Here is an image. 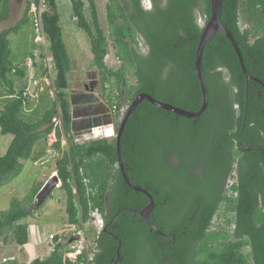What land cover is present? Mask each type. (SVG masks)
Returning <instances> with one entry per match:
<instances>
[{"label":"trees","instance_id":"16d2710c","mask_svg":"<svg viewBox=\"0 0 264 264\" xmlns=\"http://www.w3.org/2000/svg\"><path fill=\"white\" fill-rule=\"evenodd\" d=\"M35 1H28L21 19L15 25L0 32V89L6 92V103L0 107V129L3 134L13 135L6 152L0 155V187L22 169V162L32 155L37 141L47 140L55 132L56 140L52 146L61 152L55 168L61 180L60 187L66 193L65 209L69 223L81 225L87 222L90 211L98 208L105 224H109L107 230L103 229L94 239L97 251L91 259L93 264H110L111 259L117 256L119 245L120 256L125 257L126 261L129 255L130 260H134L133 264H264V0H223L220 13L221 22L238 43L248 72L259 80L251 79L247 83L235 48L223 33L216 32L206 42L202 58L209 106L201 118L207 120L210 109L220 107L222 111L213 121L218 123L222 119L234 122L237 109L233 113L232 107L239 105L232 147L237 140L241 146L251 147L245 151L237 150L236 153L241 162L238 180L233 186L237 195L228 198L218 194L211 208L198 210L201 227L197 236L190 239V246L178 251L176 257L168 262L155 259L153 253H131L137 252L136 248L142 244L144 235L149 233L148 224L131 208L144 207L148 198L136 191L125 193L126 186L123 187L118 168L116 136L112 140L104 136L85 141L75 140L71 130L72 105L69 98L71 57L60 25L56 0H46L47 8L42 13L47 46L35 42L36 47L27 53L32 65L36 60L42 63L47 52L53 57L55 102L37 121L26 122L21 118L20 114L31 95L27 91V82H24L26 70L16 66L11 59L9 36L19 32L29 21L34 25L31 6ZM70 1L77 25L89 37L93 65L99 70L104 96L108 100L116 98V129L119 126L118 117L123 115L120 114L123 106L141 92L188 110L199 109L202 92L194 62L203 28L195 21L193 11L199 2L200 13L208 20L211 14L210 0H169L165 8H158L161 14H150V17L139 0H127L125 5L121 0H110L106 6L108 33L100 23L96 0H87L89 16L84 12L85 1ZM128 4L136 11L130 13ZM9 12L10 0H0V22ZM142 38L150 48L148 55H143L138 49ZM109 39L121 62L117 69L106 64ZM33 50L37 53L34 54ZM41 66L48 77V68L43 64ZM129 72L135 77L134 84L127 78ZM230 90L233 97L230 96ZM217 99H220L219 103ZM164 114L173 112L153 105L146 99L138 104L122 135L123 157L131 152L139 155H160L165 152L162 148V128L166 127L164 123L168 120ZM55 117L60 119L61 124L55 125ZM184 120L190 122V119ZM156 164L160 165L161 162ZM163 169L169 177L170 169ZM173 177L175 181L177 177ZM112 182L120 184L110 194L108 189ZM42 185L33 187L22 200L12 198L10 206L0 210V236L7 240L11 234V241L20 245L21 249L29 242V223L23 219L31 216L37 208L35 197ZM161 194L165 196L166 193ZM109 200L116 208L107 212ZM222 203L224 208L219 210ZM119 206L129 207L123 216H117ZM174 212L172 209L163 210L158 217L168 225ZM215 217L219 218L217 224L213 223ZM7 229L9 232L4 234ZM54 239L56 245L46 258L36 257L28 261L13 256L4 264L86 262L85 250L73 259L63 250L58 236ZM118 239H121V244ZM21 255L25 257L26 253Z\"/></svg>","mask_w":264,"mask_h":264},{"label":"flooded vegetation","instance_id":"af4514ba","mask_svg":"<svg viewBox=\"0 0 264 264\" xmlns=\"http://www.w3.org/2000/svg\"><path fill=\"white\" fill-rule=\"evenodd\" d=\"M126 1L121 0L123 5ZM128 2H136V0H128ZM139 2L150 17V14L152 16L154 13L161 14L159 9L165 8L169 0H139ZM108 3H110V0H108ZM199 8L198 2V6L194 8L193 16L195 21L203 28L207 20L205 16L201 15ZM135 11V8L129 5V12L133 13ZM138 49L143 55H148L150 51L143 38L139 41ZM85 84L80 90H85ZM102 91L104 90L101 84ZM101 94L104 96L103 92ZM230 96L233 97L232 90H230ZM105 101L113 113V124L117 133L115 108H113L114 101L107 98ZM217 102L219 103L220 99H217ZM236 109L237 115H235L234 120L237 121L240 111L237 104L232 107L233 113L234 110L236 112ZM206 110L195 118H188L168 110L173 114L163 115L168 120L167 123H164L166 127L162 128L164 135L162 148L165 152L160 155H139L132 152L124 157L122 155L127 178L124 176L122 166L118 162V168L124 183L123 187L126 186L125 193L130 194V192L136 191L148 198L147 204L151 199L154 201L151 212V222L154 226L145 221L149 226V233L144 235L142 244H139L136 248L137 252L131 251V253H153L154 258L157 260L163 262L173 260L178 251H184L187 246H190V239L195 238L200 230L201 226L197 211L203 208H211L218 194L228 198L237 195L233 186L238 180V169L241 162L236 153L237 150L245 151L243 148H246L241 146L238 140L236 145L232 147V137L236 132L237 122L222 119L218 123L213 121L217 114L222 111L220 107L210 109V113L214 112V114L208 113L207 120H204L201 116L205 114ZM184 119H190V122ZM232 126H234V130H232ZM102 128L110 127L104 126ZM238 135H241V133H238ZM158 162H161V164H156ZM163 167L170 169L169 173L171 174H169V177L163 172ZM173 176L177 177L175 181ZM119 184L120 182H112L108 189L109 193L112 194L114 187L119 186ZM135 187L146 190L151 197ZM161 192L166 193L165 196H162L164 194H161ZM115 208L116 206L112 205L110 200L107 201V212ZM118 208L120 209H118L117 216H123V213L126 212L125 209H129L127 206H119ZM142 208H131V210L140 215L137 211ZM223 208L224 203L220 204L218 209ZM167 209L175 211L168 225L158 217L163 210ZM213 223L217 224L215 221ZM108 225V223L105 224L106 230ZM118 248L119 253H121L120 245ZM116 253H118V249ZM126 253L130 252L127 251ZM133 262L134 260H130L129 255L126 256V261L125 257H118L117 255L115 259H111L110 264H133Z\"/></svg>","mask_w":264,"mask_h":264},{"label":"rangeland","instance_id":"374dc122","mask_svg":"<svg viewBox=\"0 0 264 264\" xmlns=\"http://www.w3.org/2000/svg\"><path fill=\"white\" fill-rule=\"evenodd\" d=\"M83 1L86 2L84 12L87 16H89L88 2L87 0ZM56 2L58 10L61 14V25L64 32V40L71 57L72 70L68 74L70 79L69 92L80 91V89L83 88L84 83L87 84L93 82L96 86V93L102 99L106 100V97L101 94L103 91L101 92L102 83L99 70L95 65H93V55L91 52L89 37L87 33L77 25L76 19L73 17L71 1L56 0ZM96 3L100 23L108 33V23L105 9L108 0H96ZM11 4V14H9L7 18L0 23V30L13 26L17 22L18 18L22 17L27 5V0H12ZM32 8L33 6H31V11ZM31 14L33 18V13L31 12ZM9 38L12 50L11 59L14 61L16 66H21L23 64L24 56L36 47L35 42L44 44L45 46L48 44L44 32L41 30L37 31L35 24L33 25L31 21L26 23L19 32L10 34ZM48 56H50L49 52H47L45 59L42 60V64L44 66H49L51 64ZM28 63L29 67L33 70V66L30 64V57L28 59ZM106 64L108 67L113 69L119 68L121 64L120 60L116 57V49L114 48L111 39H109L108 42ZM52 74L53 76L45 77V80L43 79L42 81L40 80L37 82L32 81V86L28 83V91L30 92L29 94L31 95V99L29 103L24 106L20 114L21 118L26 122H34L41 119L46 110L51 108L55 102V91L53 88L55 71L53 70V67ZM127 78L130 83H135V77L132 72L127 74ZM41 86L44 88L43 91L40 89ZM0 92L4 93L2 88L0 89ZM114 101L116 102V98ZM5 103L6 98L0 94V107H3ZM127 105L125 104L123 106L120 114L123 113V110ZM57 114L59 115V110H57ZM119 118L120 117H118V119ZM53 121L57 122L58 119L53 118ZM103 135L104 137H108L112 140L113 137H115V127H113V129L111 127ZM12 138V134H3L0 129V155L6 152ZM48 138V141L51 143L49 145L51 153L47 150L46 140L41 139L37 141L32 155L22 162V169L17 173V175L11 177L0 187V210L7 209L10 206L11 199L14 197H18L21 200L24 199V197L31 192L33 187L39 185L41 183L40 180H44L48 176L50 170L55 168L56 163L54 162L61 155V152L52 146L53 142L56 140L55 132H52ZM65 206V190L61 188L60 185H57L42 205L35 208L34 213L31 216L23 219V221L29 223L30 245L34 246V248H37V251H39V253L35 254V257L33 256L34 258H46L49 255L46 251H52L54 249L56 241L55 239L50 240V235L52 233L58 236L59 242H62L63 250L67 253L68 251L80 250L82 248L81 246H88L90 253L93 252V248H95V235L93 236L89 233L90 235H87V242L84 243L81 242L83 240V236L81 235L83 234L82 232L81 234H72L71 232L76 228L80 229L83 224L89 227L91 225V220L89 219L87 222L81 223V225L70 224ZM70 228L72 230H70ZM104 228L105 223L103 229ZM7 232H9V229L5 230L4 234ZM75 235H79V237L69 242L71 237ZM11 239V234L7 240L4 239L3 236H0V264H4L5 257L15 256L18 260L24 259V257L21 256V253H17L19 251L16 252L17 245L11 241ZM75 253L76 252L71 253L70 255L73 257ZM31 254L30 258L32 256Z\"/></svg>","mask_w":264,"mask_h":264},{"label":"water","instance_id":"95a60500","mask_svg":"<svg viewBox=\"0 0 264 264\" xmlns=\"http://www.w3.org/2000/svg\"><path fill=\"white\" fill-rule=\"evenodd\" d=\"M223 0H210V17L203 26L202 32L199 35L198 47L196 49L195 54V62L194 66L196 69L198 81L200 84L201 92H202V102L197 110H188L184 107L179 105H175L171 102L163 101L150 93L141 92L135 96L134 99L131 100L130 104L126 109L123 110V115L119 118V126L116 134V145H117V152H118V162L122 166V172L124 176L127 178L122 151H121V140L122 135L127 125V122L138 106L144 99L151 102L153 105L158 107L164 108L169 111H173L177 114L183 115L188 118H195L200 116L208 107L209 105V92H208V85L206 80L205 71L203 68V51L206 42L216 33L220 32L225 34L230 41L232 42L233 47L237 53L239 58L241 67L243 72L246 76L247 83L251 79L259 80L253 75H251L244 63L240 48L236 39L234 38L233 34L224 26V24L220 20V13L222 9ZM70 103L72 105V121H71V130L74 135H82L83 133L90 131L93 128H102L104 126H111L114 123L113 113L107 104V102L102 99L95 91V83H87L85 84V90L80 91H71L69 92ZM249 148H243V150H249ZM60 178L57 174L51 176L49 180H47L41 189L38 191L36 195V203L35 207L40 206L44 200L52 193V190L57 186L61 185ZM136 189L146 193L151 197V195L144 189L140 187H135ZM154 207V201L151 199L150 202L141 210L137 212L141 215V217L151 226L154 224L151 222V212ZM106 231V228H104ZM79 235H75L71 237L69 242L77 239ZM119 243H121V240ZM118 257L120 256L119 248H118Z\"/></svg>","mask_w":264,"mask_h":264},{"label":"built area","instance_id":"2783aa9c","mask_svg":"<svg viewBox=\"0 0 264 264\" xmlns=\"http://www.w3.org/2000/svg\"><path fill=\"white\" fill-rule=\"evenodd\" d=\"M33 8H32V13H33V21H34V24L36 26V29L37 31L41 30L43 31V27H42V13L45 11V9L47 8V1L46 0H36L33 4H32ZM49 58V62H51V64L49 66H46L48 68V73H49V76H53L52 74V67H53V57L52 56H48ZM32 64V62L30 63ZM114 101V100H113ZM116 107H117V101L115 102L114 101V104H113V108H115L114 110L116 111ZM54 119H58L57 122H55V125H59L61 124V121L58 117H55ZM108 127H114V124H112L111 126H108ZM105 132L102 130V128H93L91 129L90 131H87L85 133H83L82 135H75V140L76 141H85V140H89V139H94V138H99L101 136H104ZM116 131H115V136H116ZM49 153H51V151H49ZM218 217H215L214 221L215 222H218ZM90 228L88 226H86L85 224H83V226L80 228V229H75L74 231H71L72 234H81V232L83 234H81L83 236V240L81 242H84L86 243L87 242V235H90L89 233H91L93 236L97 234H99L103 227H104V216L103 214L101 213V211L98 209V208H95V209H92L90 211ZM70 230H72L70 228ZM55 234H51L50 235V240H54L55 238ZM82 248L80 250H77V251H68V256L71 257V258H76L79 254L82 253L83 249H85L86 251V254H87V260L85 263L83 264H93L91 262V259L93 258V253L94 251L96 252L97 251V248H93V252L90 253L89 251V247H84V246H81ZM74 256L72 257L70 254L71 253H74ZM11 259L13 258V256L10 257Z\"/></svg>","mask_w":264,"mask_h":264},{"label":"crops","instance_id":"0c3cea01","mask_svg":"<svg viewBox=\"0 0 264 264\" xmlns=\"http://www.w3.org/2000/svg\"><path fill=\"white\" fill-rule=\"evenodd\" d=\"M28 1H31V0H27V4H28ZM12 0H10V12H9V14H11V9H12ZM27 6V5H26ZM8 14V15H9ZM74 17V16H73ZM7 18V17H6ZM21 19V17L20 18H18V20H20ZM17 20V21H18ZM59 21H60V25H61V14H60V12H59ZM1 23V22H0ZM17 23V22H16ZM15 23V24H16ZM14 24V25H15ZM11 27V26H10ZM61 27H62V25H61ZM9 28V27H8ZM5 29V28H4ZM3 30V29H2ZM2 30H0V32L2 31ZM62 30H63V28H62ZM63 35H64V32H63ZM34 51V54H36L37 53V51H35V50H33ZM28 59H29V56L26 54L25 56H24V60H23V64L21 65V67H23L25 70H26V72H27V74H26V77L24 78V82H27V84L28 83H30V85L32 86V81H35V82H37V81H42L43 79L45 80V72H44V70L42 69V63L41 62H36L35 61V64L34 65H32L33 66V70L29 67V63H28ZM31 59V58H30ZM31 62H32V60H31ZM28 65V66H27ZM34 74H35V76H34ZM34 76V77H33ZM30 86V87H31ZM28 89H29V84H28ZM28 89H27V91H28ZM41 91H43L44 90V88H43V86H41ZM4 93H1L0 92V94H2V96L4 97V94L6 93L5 91H3ZM28 93H30L29 91H28ZM6 96V95H5ZM38 96V95H37ZM35 97V96H34ZM107 129V130H106ZM102 128V130L104 131V132H106V131H108L110 128ZM56 139V138H55ZM49 138H47V140H46V144H47V150L48 151H50L51 149L49 148V145L51 144L49 141ZM52 142V141H51ZM63 145H65V140L63 141ZM24 162V161H23ZM56 162V161H55ZM54 162V163H55ZM56 166V165H55ZM52 174L54 175V174H57V171H56V168H53V169H51L50 170V172H49V174H48V176L44 179V180H40V182L41 183H43V185H44V183L52 176ZM40 183V184H41ZM61 183V182H60ZM42 185V186H43ZM29 229V228H28ZM31 244V242H30V229H29V242L28 243H26L24 246H23V248L21 249V246L20 245H17V249H16V252L17 251H19V252H17V253H26V256L24 257V259L26 258L28 261H31V260H33L34 259V257H35V254L36 253H39V251H37V248H34V246H31L30 245ZM49 250V249H48ZM32 253V254H31ZM46 253H51V251H46ZM30 254L32 255L31 256V258H30ZM22 256V255H21ZM34 256V257H33Z\"/></svg>","mask_w":264,"mask_h":264},{"label":"bare ground","instance_id":"6f19581e","mask_svg":"<svg viewBox=\"0 0 264 264\" xmlns=\"http://www.w3.org/2000/svg\"><path fill=\"white\" fill-rule=\"evenodd\" d=\"M51 56V55H50ZM55 175V174H54ZM53 176V175H52ZM11 257V256H10ZM10 257H5L4 258V261H7V260H9V259H11Z\"/></svg>","mask_w":264,"mask_h":264}]
</instances>
